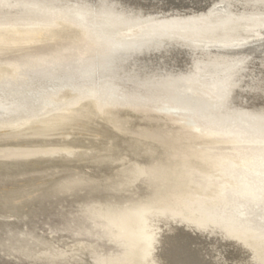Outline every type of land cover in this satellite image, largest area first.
Returning a JSON list of instances; mask_svg holds the SVG:
<instances>
[{"label":"bare ground","instance_id":"1","mask_svg":"<svg viewBox=\"0 0 264 264\" xmlns=\"http://www.w3.org/2000/svg\"><path fill=\"white\" fill-rule=\"evenodd\" d=\"M48 1L19 2L36 21L11 23L7 19L10 11H6L11 5L0 0V66L6 68L0 71V81L10 77L16 83L21 69L33 68L38 74L66 75L82 87L62 106L54 101L56 106L48 104L41 113L36 110L37 115L24 117L25 121L13 118L15 122L0 123V169L7 173L14 169L39 171L38 165L57 159L63 163L90 160L98 167L118 160L123 163L115 145L104 143L110 135L97 126L95 117L118 133H123L115 119L114 111L119 108L176 118L196 137L195 142L207 143V147L179 155L175 167L181 172L174 191L162 194L158 204L120 224L121 234L128 237L131 232L139 239L137 254L127 264H227L231 249L247 255L246 263L240 264H264V224L254 211L264 194V63L251 59L247 65L232 66L234 59L198 47L194 41L182 44L175 34L150 37L158 27L156 22L205 20L218 3L228 5L239 16L231 27L235 33L239 31L243 37H253L258 31L264 34L263 22L254 21L259 19L256 15L264 14V0H115L116 11L99 14L56 7L54 2L59 0ZM129 12H137V16L131 17ZM62 25L80 37L54 40V28ZM221 29L215 27L212 33L222 35ZM131 35L137 46L126 40ZM164 36L176 37L177 46L156 44ZM7 69L9 73H5ZM91 102L96 111L60 115L65 108ZM195 107L197 114L192 111ZM189 109L191 114H183ZM87 133L94 138L91 144H87ZM85 134L87 142L82 139ZM56 135L62 136L64 144L58 140L56 145V139L50 143ZM167 144L180 149L176 141ZM55 153L69 155L55 157ZM88 177L62 179L46 189L43 183L14 189L1 208L18 213L45 192L71 191Z\"/></svg>","mask_w":264,"mask_h":264},{"label":"rangeland","instance_id":"2","mask_svg":"<svg viewBox=\"0 0 264 264\" xmlns=\"http://www.w3.org/2000/svg\"><path fill=\"white\" fill-rule=\"evenodd\" d=\"M7 1L8 5H11V7H7L6 11H10L7 13L10 17L15 14L11 18L7 16L9 22H26L27 20L29 22L30 19H33L32 22L36 21V16L29 14V9L24 8V5H21L23 3H19L24 1L35 4L34 0ZM44 2L50 3L48 0H44ZM114 2L115 0H59L54 3L56 7L60 8L99 14L108 9L116 11L115 6L117 5ZM29 4L27 5L29 6ZM15 6L18 9L14 8ZM21 6H23L22 9ZM215 7L213 13L205 20L183 18L164 24L156 22L158 27L155 26L156 30L151 33L150 37L156 33L159 35L175 34L181 39L182 44H192L194 41L193 43L198 47L210 48L222 53L225 59H234L235 61L230 63L232 66L247 65L251 59H254L255 63L256 59L259 60L258 64L264 63V34L262 31H260L262 34L258 31V34L253 37H243L239 31L235 33L231 27H233V22L236 23L235 20L240 19L239 16L230 11V7L224 3H218ZM128 14L131 17L137 16V12ZM28 15L31 17L29 18ZM255 18L259 19H254V21L264 24V14L256 15ZM204 21L207 24H202ZM218 26L223 28L220 30L222 35L212 33ZM54 29H56L54 32L57 33L54 40L80 37L77 31L68 26L62 25ZM133 36H129L126 40H130L132 45L137 46V40ZM168 36L162 37L157 43L154 40L153 44H163L167 48L177 46L178 42L175 40L178 39ZM7 42L5 41L3 44H8ZM218 45L221 48L216 47ZM240 54L241 56H239ZM6 56L8 57V55ZM5 70V67L0 66V71ZM7 70L5 73H9L10 69ZM22 70L18 72L19 76H16L19 79L16 83L12 82L10 77H5L0 81V117H3L0 118V120L2 119L0 123L25 121V119L37 115V111L38 114L41 113L48 104L54 107L61 102L59 105L62 106L70 97L76 95V89L82 87L63 74L49 71L45 74H38L33 68H29V71ZM32 74L33 77L35 75L34 78ZM65 86H68L70 91L68 87L65 89ZM59 96H62V99ZM55 97L57 98L55 99ZM54 101L58 103L56 104ZM49 102H53V104ZM91 104L93 103H81L74 108H65L60 115H71L77 111H96V108H92ZM253 105L258 106V102H253ZM192 111L197 114L196 107ZM114 112L117 113L116 123L121 127L123 133H118L112 125L103 122L100 117H95L94 120L100 129L108 132V137L110 135V138L107 137L108 139L104 143L115 145V149L124 160L123 163L118 160L120 165L117 161H113L111 166L98 167L89 159L88 162L81 160L83 164L80 160L63 163L57 159L53 163L38 165L39 171L31 170V172L30 169L17 171L14 169L7 173L0 169V264H127L129 257L137 254L136 247L139 245L137 235L130 232L129 236L125 237L119 232L120 224L140 211L158 204L162 194L166 195L174 191L173 185L177 182V173L181 172L180 168L175 167L179 155L181 156L192 149H199L201 146L207 147V143L195 142L194 138L196 139V137L176 118L155 112L144 114L128 108H119ZM182 112L191 114L190 109ZM32 113L33 115H31ZM87 134L89 138L86 137ZM87 134L82 139L85 142L88 139L89 143L87 144H91L92 140L90 139L94 138H91L92 133ZM60 138H62L61 135L53 136L49 142L55 143L56 139V145L64 144L65 140L63 138L60 140ZM84 141H81L84 143L83 145L86 144ZM170 141H176V145L180 149L178 146H175L178 150L170 148L167 144ZM87 144L85 146H91ZM55 154V157H60L67 153ZM35 167L37 168V166ZM86 174L91 177H88V181L83 185L77 186L71 191H47L40 197L28 201L22 206V209H19L18 213H14L15 215L3 207L1 208L3 200L14 189L25 186L32 187L34 183H43L44 189H46L53 184L52 182L77 176L85 177ZM261 199V205H259L260 203L255 205L254 211H256L258 222L264 224V194ZM235 253V250H229L226 255L228 257L227 264L246 263L244 261L246 254L241 253L242 256L237 251L235 256Z\"/></svg>","mask_w":264,"mask_h":264}]
</instances>
